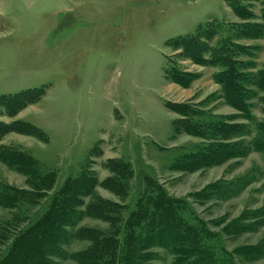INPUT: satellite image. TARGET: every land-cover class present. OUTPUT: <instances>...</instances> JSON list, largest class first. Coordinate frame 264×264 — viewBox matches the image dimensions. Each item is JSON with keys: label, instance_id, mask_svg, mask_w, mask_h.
Masks as SVG:
<instances>
[{"label": "rangeland", "instance_id": "374dc122", "mask_svg": "<svg viewBox=\"0 0 264 264\" xmlns=\"http://www.w3.org/2000/svg\"><path fill=\"white\" fill-rule=\"evenodd\" d=\"M261 9L252 4L257 15ZM211 19L244 22L229 0H0V95L43 92L13 114L0 106V149L29 162L0 160V261L65 181L88 170L97 184L80 196L81 220L67 228L70 237L53 264H94L88 257L95 237L115 241L116 255L106 253L102 264H191L196 258L178 252V243L143 241L144 220L131 226L160 192L184 204L182 217L210 234L204 240L213 262L203 264L224 256L233 264H264L263 153L251 148L214 166L178 168L179 157L203 139L174 131L180 115L170 108L176 104L192 108L195 121L204 112L243 124L246 135L239 139L246 144L261 135L264 89L249 84L245 119L224 97L215 77L221 69L190 59L172 40ZM238 43L250 48L244 73L264 70V37ZM167 71L185 81L173 82ZM118 163L126 166L122 177L113 171ZM37 172L49 173L51 182L42 183ZM243 178L238 192L221 191Z\"/></svg>", "mask_w": 264, "mask_h": 264}, {"label": "trees", "instance_id": "16d2710c", "mask_svg": "<svg viewBox=\"0 0 264 264\" xmlns=\"http://www.w3.org/2000/svg\"><path fill=\"white\" fill-rule=\"evenodd\" d=\"M255 2H260L262 5L260 15L252 10V4ZM229 6L239 18L244 20L242 24H226L217 19H211L200 23L195 32L177 36L172 40L176 41L175 45H178L184 55L190 59L207 61L221 69L215 77L222 86L227 103L247 114L245 119H250L248 101L253 96V91L249 84L263 90L264 70L255 75L244 73V70L249 67V63L243 59V56L249 53L250 48L239 44L238 40L264 37V0H229ZM213 40H217L215 44ZM166 77L177 83L185 81L184 78L177 76L172 71H167ZM253 77L256 79L252 80ZM40 89L29 88L14 94L0 95V106L5 107L13 114L29 104L39 101L43 96ZM170 109L180 115V118L174 121L175 132H185L203 139V143L196 148L195 152L187 151L179 157L178 168L182 171H195L217 165L227 159L244 157L251 148L264 155V121L258 123L260 138L256 139L254 143L246 144L239 139L246 135L243 129L244 125L235 122L228 116H205L206 113L203 112L199 114L202 120L195 121L194 116L198 114L184 103L176 104ZM2 130L3 127L0 125V132ZM0 160L14 166L29 163L26 157L6 148L0 149ZM113 171L120 177L127 172L126 166L120 163L115 164ZM36 175L42 183L49 184L51 182L52 176L49 173L37 172ZM246 181V178L240 179L241 183L238 182L233 187L223 186L222 189L226 190L221 191L234 194L243 188ZM95 184H97V178L93 172L88 170L76 178H68L55 193L47 212L38 219L35 218L17 235L11 249L0 261V264H53L51 257L60 255L62 245L70 237L67 228L75 226L81 220L82 212L77 208L82 203L80 196L90 194ZM120 184L123 183L119 182ZM217 188H219L218 185ZM156 192L159 193L160 190H156ZM143 207L131 225L137 226L140 220H144L146 227H149V234L143 241L156 243L159 239L165 238L164 246L178 243L180 245L178 252L189 258H196L191 264L213 262L212 257L208 255V253H212L211 246L204 240V237H209L210 234L206 232L202 223L192 225L182 217L180 210L184 204L168 200L160 192L151 206L143 204ZM114 242L108 237H95L94 247L88 258L92 259L94 264H102L106 253L107 255L112 253L116 255ZM254 251L247 252L252 254ZM218 264L233 263L224 256L219 259Z\"/></svg>", "mask_w": 264, "mask_h": 264}]
</instances>
